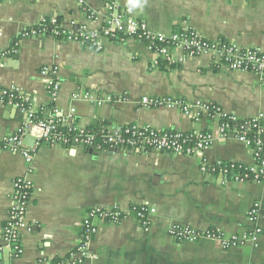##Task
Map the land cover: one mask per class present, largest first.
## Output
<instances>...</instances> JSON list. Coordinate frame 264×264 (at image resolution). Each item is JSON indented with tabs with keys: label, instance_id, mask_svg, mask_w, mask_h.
I'll return each mask as SVG.
<instances>
[{
	"label": "crops",
	"instance_id": "1",
	"mask_svg": "<svg viewBox=\"0 0 264 264\" xmlns=\"http://www.w3.org/2000/svg\"><path fill=\"white\" fill-rule=\"evenodd\" d=\"M126 13L145 21L154 32L194 30L207 38L234 41L264 52V0H119ZM105 12V0H84ZM56 16L67 26L84 19L79 0H5L0 2V85L19 89L35 109L56 105L76 108L81 125L127 123L183 132L208 131L213 141L204 157L251 166V149L233 134L219 135L218 118L198 121L179 108L145 107L143 96H170L186 104L213 103L236 119L264 117V80L254 71L232 70L209 55L153 64L155 54L132 37L106 39L102 49L53 34L23 32L42 18ZM4 53V54H2ZM43 65L55 66L61 82L56 101L39 77ZM91 91L93 100H73L74 92ZM110 97V99H107ZM96 100H103L97 104ZM25 115L0 105V143L23 123ZM32 147V146H29ZM65 149L42 143L31 162L0 147V264H35L41 256H65L77 243L80 224L92 205L121 209L149 207L150 229L133 214L118 223L96 220L97 233L88 257L78 264H248L264 260V216L247 214L252 205L264 212V181L205 174L199 156L163 152ZM26 175L33 196L21 233L22 253L3 247L13 181ZM172 224L227 235L257 226V244L245 241L222 247L208 238L181 241L168 234Z\"/></svg>",
	"mask_w": 264,
	"mask_h": 264
},
{
	"label": "built area",
	"instance_id": "2",
	"mask_svg": "<svg viewBox=\"0 0 264 264\" xmlns=\"http://www.w3.org/2000/svg\"><path fill=\"white\" fill-rule=\"evenodd\" d=\"M5 0H0V2ZM84 19L70 20L64 25L56 16L42 18L34 26L27 28L23 35L50 33L54 36L97 49H102L106 39L122 41L132 37L143 41L155 54L153 64L160 62L173 63L181 60L175 50L180 49L187 56L209 55L217 62L226 64L232 70L254 71L264 80V52L253 46H240L234 41L223 38L210 39L201 33L183 29L165 34L154 32L148 28L145 21L126 13L119 0H105V12L92 10L84 0H79ZM4 54V53H2ZM41 81L47 86L48 93L56 101L61 85L58 70L52 65H43L39 70ZM73 100L92 101L91 91L74 92ZM110 99V97H107ZM103 100H96L102 104ZM10 104L24 115L23 123L15 131L6 135L0 147L19 152L25 161L31 162L36 146L45 143L61 145L65 149L77 147L93 151H116L152 149L163 152L182 153L199 156L200 170L205 174H226L235 179L250 178L264 181V128L257 116L248 119H236L225 113L219 106L202 100L194 104H186L182 99L170 96H143L140 104L145 107L179 108L182 114L200 120L203 117L218 118L220 121L219 135L233 134L243 141L252 152L255 162L248 167L239 163L216 160L209 163L204 157V151L213 141L212 133L208 131L183 132L175 129H158L149 125L127 123L119 127L102 124L97 131L92 127L81 125L75 121L76 108L71 105L67 109L53 105L49 108L35 109L19 89L0 85V105ZM253 133L250 138L247 133ZM29 134L35 138L32 147L24 144V137ZM33 196V182L26 176H18L13 181L11 203L8 216L2 228V245L13 255L22 253L21 233L27 229L26 214ZM133 215L144 231L150 229L149 207L146 204H131L126 209L117 205L89 207L80 224L79 238L75 246L65 256H41L35 264H78L88 257L90 242L97 233L96 220L118 223L125 217ZM248 218L256 222L264 212L254 204L248 210ZM168 234L181 241H195L208 238L222 247L237 243L252 241L257 244L260 229L257 226L240 234L227 235L222 231L212 229L197 230L185 224H172L167 229ZM248 264H264V260Z\"/></svg>",
	"mask_w": 264,
	"mask_h": 264
},
{
	"label": "water",
	"instance_id": "3",
	"mask_svg": "<svg viewBox=\"0 0 264 264\" xmlns=\"http://www.w3.org/2000/svg\"><path fill=\"white\" fill-rule=\"evenodd\" d=\"M24 144L27 145V146H32L34 141H35V138L29 134H26L25 137H24ZM90 153H95V152H92L91 150H89Z\"/></svg>",
	"mask_w": 264,
	"mask_h": 264
},
{
	"label": "trees",
	"instance_id": "4",
	"mask_svg": "<svg viewBox=\"0 0 264 264\" xmlns=\"http://www.w3.org/2000/svg\"><path fill=\"white\" fill-rule=\"evenodd\" d=\"M103 124H105V123H103ZM100 125H102V124H97V125L92 126L93 130H94V131H97L98 128L100 127ZM260 125L264 128V120H260ZM247 135H248L250 138L253 137V133H251V132H248ZM132 214L135 215L134 213H132Z\"/></svg>",
	"mask_w": 264,
	"mask_h": 264
}]
</instances>
